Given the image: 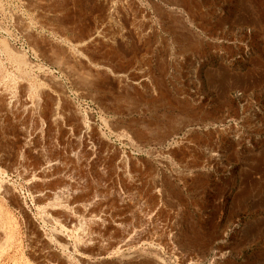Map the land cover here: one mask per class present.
I'll list each match as a JSON object with an SVG mask.
<instances>
[{"label":"rangeland","instance_id":"1","mask_svg":"<svg viewBox=\"0 0 264 264\" xmlns=\"http://www.w3.org/2000/svg\"><path fill=\"white\" fill-rule=\"evenodd\" d=\"M0 225V264L127 230L132 264H264V0H0Z\"/></svg>","mask_w":264,"mask_h":264},{"label":"bare ground","instance_id":"2","mask_svg":"<svg viewBox=\"0 0 264 264\" xmlns=\"http://www.w3.org/2000/svg\"><path fill=\"white\" fill-rule=\"evenodd\" d=\"M83 52V51H82ZM43 88V87H42ZM3 90V89H2ZM31 89L29 88H23L21 92V108L22 109H28L31 108L32 110H36L39 104L37 102H31L30 96H31ZM39 93V92H38ZM44 97V96H43ZM35 99V98H34ZM49 99V98H48ZM47 99V100H48ZM38 100V99H37ZM36 100V101H37ZM41 100V99H40ZM50 100V99H49ZM43 103V102H42ZM41 104V103H40ZM39 108V107H38ZM52 108V107H51ZM50 108V109H51ZM40 109V108H39ZM41 111V110H40ZM65 111V110H64ZM58 113V112H57ZM50 116V115H49ZM56 114H52L48 119L50 122H55L56 120ZM67 122V121H66ZM57 125V124H56ZM74 126V125H73ZM36 129V128H35ZM41 131V130H40ZM77 131V130H76ZM88 129L85 127L80 130V134H86ZM116 131V130H115ZM79 139V138H78ZM81 139V138H80ZM99 140V139H98ZM28 141V140H27ZM77 141V140H76ZM97 141V140H96ZM27 144V143H26ZM96 150V149H95ZM79 152V151H78ZM58 160V159H57ZM57 161L50 159L44 163L42 169L46 173L53 168L52 166L56 165ZM60 164V163H59ZM58 164V165H59ZM132 164V163H131ZM66 166V164H65ZM120 167V166H119ZM41 168V167H40ZM120 174H121V181L124 186L128 187L130 186L134 181L133 176L128 170V167L123 166L120 168ZM59 172V171H58ZM66 174V173H65ZM119 176V175H118ZM30 177V176H29ZM34 177V176H33ZM117 178V177H116ZM35 179V178H34ZM78 186V185H77ZM163 188V185L161 182L156 181L154 183V190L155 191H161ZM62 189V188H61ZM64 189V188H63ZM49 191V190H48ZM71 191V190H70ZM171 192V191H170ZM59 191L54 193L53 195L56 197ZM130 193V192H129ZM74 194V193H73ZM43 195V194H42ZM60 195V194H58ZM71 197V196H70ZM63 198V197H62ZM67 198V197H66ZM68 200V198H67ZM72 200V199H71ZM54 201V200H53ZM56 201V200H55ZM127 201V200H126ZM69 203V202H68ZM75 205V204H74ZM47 206V205H46ZM78 206V205H77ZM82 206V205H81ZM137 207V206H136ZM42 213V211H41ZM78 214V213H77ZM144 215V214H143ZM3 218V217H2ZM97 219V218H96ZM134 219V218H133ZM78 220L75 216L69 215L68 216V223L74 227V225L78 224ZM103 222V221H102ZM1 226V225H0ZM124 226V225H123ZM79 227V226H78ZM96 227V226H95ZM121 228V227H120ZM92 229V228H91ZM114 229V228H113ZM5 230V229H4ZM133 230V229H132ZM145 230V229H144ZM73 231V230H72ZM128 231V230H127ZM126 231V235L121 237L120 240H113L108 245L103 244L100 241L95 242V247L92 252H86V249L83 248H72L70 245H63L66 250H69L73 253L76 260L71 261L67 256H59L58 258H53L50 260H46L45 264H97L101 262H110V260L116 259L118 264H132L134 261H141L143 259V256L140 252H132V247L129 243L130 234ZM134 231V230H133ZM143 231V230H141ZM14 232V231H13ZM93 232V231H92ZM144 232V231H143ZM102 233V231H101ZM145 233V232H144ZM134 236V235H133ZM141 238V237H140ZM116 239V238H115ZM133 240V238H132ZM7 241V240H6ZM145 241V240H144ZM38 242V241H37ZM140 242V241H139ZM38 244V243H37ZM107 244V243H106ZM44 245V244H43ZM5 246V245H4ZM3 247V246H2ZM0 249H3V248ZM79 247V246H78ZM134 248V247H133ZM48 249V248H47ZM50 249V248H49ZM55 250V249H54ZM5 251V250H4ZM68 251V252H69ZM45 252V251H44ZM3 253V252H2ZM0 254V256L2 255ZM43 254V253H42ZM47 259V258H46ZM19 264V263H18ZM110 264V263H109Z\"/></svg>","mask_w":264,"mask_h":264}]
</instances>
